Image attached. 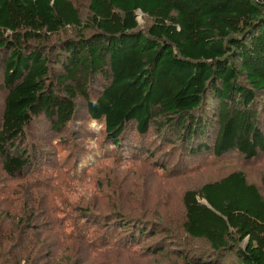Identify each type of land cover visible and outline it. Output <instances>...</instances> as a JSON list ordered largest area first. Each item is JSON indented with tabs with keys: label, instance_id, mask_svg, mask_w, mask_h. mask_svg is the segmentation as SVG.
I'll list each match as a JSON object with an SVG mask.
<instances>
[{
	"label": "trees",
	"instance_id": "obj_1",
	"mask_svg": "<svg viewBox=\"0 0 264 264\" xmlns=\"http://www.w3.org/2000/svg\"><path fill=\"white\" fill-rule=\"evenodd\" d=\"M85 3L83 12L74 0H0V210L9 207L2 218L18 227L0 221V264H34L32 251L44 249L33 240L48 239V222L53 234L70 240L75 231L67 232L66 222L74 229L80 217L88 219L91 237L81 242L89 254L104 240L98 229L105 216L72 199L73 177L67 184V163L58 164L66 154L64 160L75 157L67 153L70 143L55 144L65 152L57 149L49 171L32 139L35 126L80 133L76 122L84 113L103 124L101 145L117 156L127 151L151 164L162 156L159 148L168 147L177 158L174 169L183 173L206 159L237 155L248 164L264 157V0ZM66 30L74 36L62 39ZM95 182L117 191L111 179ZM55 183L59 190L52 194ZM97 197L107 194L94 191ZM181 203L185 247L173 250L185 264H264V188L245 172L189 189ZM11 208L20 212L14 217ZM158 228L141 222L132 230L143 237L156 236Z\"/></svg>",
	"mask_w": 264,
	"mask_h": 264
},
{
	"label": "rangeland",
	"instance_id": "obj_2",
	"mask_svg": "<svg viewBox=\"0 0 264 264\" xmlns=\"http://www.w3.org/2000/svg\"><path fill=\"white\" fill-rule=\"evenodd\" d=\"M74 2L81 7L83 12L86 11L85 0H74ZM138 21L142 27H146L148 23L141 13L138 15ZM63 34L61 35L62 39L74 36V33L68 30ZM1 83L2 71L0 69V119L5 95ZM76 125L82 130L80 133L76 131L77 128H68L59 134L53 133L48 125L43 123L39 127H33L31 135L36 144L41 149L43 148L45 153L42 154V157L39 156L47 165L51 166H48L49 171H51L52 165L58 161L57 155L60 154L57 149L60 152L63 151L60 146L56 149L55 144L65 139L70 143L67 153L69 152L75 157L70 156L72 160L67 161L64 160L66 154L62 159L60 158L58 164L67 163L65 167L69 172L62 174L67 184L71 176L73 177V185L77 191L76 194L69 192L72 199L76 202L82 199V203L87 201L96 210V212L92 211L93 214L105 216L98 229V237L103 235L104 240L94 250L95 252L89 254V249L81 242L85 239L86 243L87 239L91 237V233L87 234V231L92 229L91 224L86 221L88 219L80 217V223L74 229L69 221L66 222L65 230L67 232L75 231V236L70 240H65L61 233V237L57 232L53 234V230H49L53 226L48 222L47 228L44 229V232L48 234V239L38 237V240L35 238L33 240V243H38L37 248L44 249L42 253L32 251V259H35L34 264H185L184 259L176 255L177 250H173L180 249L181 245L185 244V241L179 239L183 236L180 228L184 218L181 196L185 191L197 189L207 181L238 170L245 172L250 181H257L264 188L262 182L264 157L248 164L242 162V159L237 155H229L219 160L206 159L195 172L183 173V171L174 169L177 158L169 156L168 147L159 148L162 156H157L155 162L153 158L151 165L138 157L134 158L127 151L117 156L112 152L113 147L101 145L103 137L101 122H93L83 113V118L77 120ZM141 141L143 142L144 139ZM158 144L159 140L157 139ZM160 157L165 158L167 162L159 161ZM1 168L0 161V177L3 176ZM63 170L61 169V171ZM97 178L111 179L117 184L114 186L117 191H113L107 185H103L102 188L96 187ZM3 180L6 182L5 176ZM57 184H52V189H50L52 194L58 192L59 185ZM94 191L99 194L104 191L107 198L92 199ZM6 209L9 207L4 206L0 210V221L4 222L6 228L18 230L13 220L2 218L1 213ZM18 212H20L19 208H11L14 217ZM114 213H122L123 218H115ZM107 216L109 218H106ZM117 221H123L121 223H125L126 227L120 228ZM141 222L159 224L156 236L140 237L138 230H132ZM72 223H77L76 218ZM153 229L155 230L154 227ZM58 231L60 232V229ZM130 236H134L135 240L132 241ZM92 238H97V234ZM187 243L193 246L199 245L192 241ZM48 245H51V249L48 248ZM152 246L155 247L152 248ZM158 249H165V251L162 254L157 253ZM21 263L29 264L28 262ZM21 263L15 262V260L8 262V264Z\"/></svg>",
	"mask_w": 264,
	"mask_h": 264
}]
</instances>
